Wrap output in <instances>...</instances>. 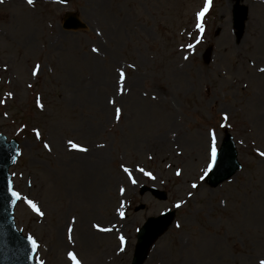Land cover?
Returning a JSON list of instances; mask_svg holds the SVG:
<instances>
[{
	"label": "rangeland",
	"instance_id": "obj_1",
	"mask_svg": "<svg viewBox=\"0 0 264 264\" xmlns=\"http://www.w3.org/2000/svg\"><path fill=\"white\" fill-rule=\"evenodd\" d=\"M243 2L250 10L240 40L235 0H211L200 21L205 0L0 3V132L20 142L10 168L15 190L44 213L19 200L14 215L37 242L38 264H72L68 251L81 264H131L139 228L172 210L175 221L143 264L264 260V0ZM68 12L86 28L64 27ZM212 130L217 149L232 133L241 163L215 187L199 179L210 162ZM69 141L90 152L88 170L85 151ZM94 224L113 228L101 232Z\"/></svg>",
	"mask_w": 264,
	"mask_h": 264
},
{
	"label": "water",
	"instance_id": "obj_2",
	"mask_svg": "<svg viewBox=\"0 0 264 264\" xmlns=\"http://www.w3.org/2000/svg\"><path fill=\"white\" fill-rule=\"evenodd\" d=\"M242 0H237L234 6L233 20L237 29V37L241 39L244 34L245 22L247 20L249 8L241 4ZM66 27H83L77 17L71 16ZM18 142L12 140L8 142L6 136L0 134V264H36L34 254L29 244L28 237L22 235L15 226L13 211L18 199L12 196L13 184L9 167L15 163L18 154ZM238 152L232 135L227 132L224 143L217 155V164L213 172L208 176L211 186H216L235 175L240 163L237 160ZM149 189L159 198H166V192L152 187ZM174 212H168L160 217H150L146 224L139 231V241L136 249V258L133 264H142L148 250L154 240L162 235L163 231L172 223Z\"/></svg>",
	"mask_w": 264,
	"mask_h": 264
},
{
	"label": "snow or ice",
	"instance_id": "obj_3",
	"mask_svg": "<svg viewBox=\"0 0 264 264\" xmlns=\"http://www.w3.org/2000/svg\"><path fill=\"white\" fill-rule=\"evenodd\" d=\"M3 2H4V0H0V3H3ZM26 2H27L28 5L31 6V5L34 4L35 0H26ZM58 2H66V0H58ZM210 5H211V0H205V5H204L203 10L200 11V12H198V13L196 14V16H197V20H198V21H200V20L204 17V15H205V13L208 11ZM197 28L200 30V32H203V31H204V28H203V26H202L201 23H197ZM97 34L99 35L100 33H97ZM189 47H192V45H189ZM91 51L94 52V53H98L100 50H99L98 48H96V47H93V48L91 49ZM185 59H187V57H185ZM133 67H134V66H133ZM37 68H39V65H37ZM260 71H261V72H264V68H261ZM36 74H37L36 71H34V72H33V75H36ZM124 81H125V72H124L123 69H120V70H119V84L121 85V91H123V84H124ZM28 87L31 88L32 85L29 84ZM7 95H8L9 97H11V96H12V93H8ZM153 99H155V97H153ZM0 103H3V101H0ZM109 103L115 104V100H110ZM39 107L42 109V108H43V105L40 104ZM121 114H122L121 109H120V108H116V109H115V116H114V118L117 120V122H119V120H120V118H121ZM223 119H224L225 121L229 119L227 113H225V114L223 115ZM34 131H35L36 139H38V140L41 139V133L39 132V130H34ZM208 135H209V137H210V162L207 164V167L203 170V174L200 175V177H199V179L202 180V181H203L206 177H208L210 173L213 172V169H214V167H215L216 164H217L218 150H217V147H216V135H215V131H214V130L210 131V132L208 133ZM69 144L71 145V147H72L73 149H77L78 151H82V152H83V151H87V149L82 148V147H79L78 145L72 143L71 141H69ZM43 147H44L45 149H47L48 151H51V150H52L51 147H50V144H49V143H46V142H45V143L43 144ZM177 155H181V153H180V152H177ZM259 155L262 156V157H264V152H260ZM149 159H152V157H149ZM121 167L123 168V171H124L125 173L128 174L129 179L131 180V183H132V184H135L137 181H136L134 178H132V175H131V172H130L129 168H128V167H125V166H123V165H122ZM168 167H171V165H168ZM138 171H139L140 173H142L144 176L149 177V179H151V180H155V179H156V176L153 175L152 172H150V171H146L143 167H139V168H138ZM175 175H176L177 177H180V176H181V169H180V168H177V169H176V171H175ZM191 187L195 189V188L198 187V185H197L196 183H193V184L191 185ZM124 192H125V189H124V188H120V193H121V195H123ZM11 194H12V196H14V197H15L16 199H18V200H24V201H26V203H27V204H28L33 210H35L40 216H43V215H44L43 212H40V211H39L37 205H36L32 200L27 199V197H23V196H21V194L18 193V192H16V191H12ZM191 195H192V193L189 192V196H191ZM182 203H183V202L176 203V204H175V207H176L177 209H179L180 207H182ZM121 207H123V205H121ZM124 215H125L124 212H122V211L119 212V216H120L122 219L124 218ZM72 223H75V219H74V218H73ZM92 227H93V228H96L98 231H101V232H110V231H112V229H110V228H105V227H101V226L98 225V224H94V225H92ZM176 227L179 228V227H180V224L177 223V224H176ZM67 231H68V236H67L68 242H69V243H74V241H73V237H72V231H73V229H72L71 227H69ZM118 238H119L120 245H121L119 251H120V252H123V251L125 250L124 245H125V243H126V241H125V237H124L123 235H120ZM28 241H29V244L31 245L32 250L35 251V250L37 249V247H38L36 240H35L33 237L29 236V237H28ZM67 259H68L69 261H71L72 264H81V262L77 259L76 254H75L74 252H72V251H68V252H67ZM40 264H44V261H40ZM260 264H264V260L260 261Z\"/></svg>",
	"mask_w": 264,
	"mask_h": 264
},
{
	"label": "bare ground",
	"instance_id": "obj_4",
	"mask_svg": "<svg viewBox=\"0 0 264 264\" xmlns=\"http://www.w3.org/2000/svg\"><path fill=\"white\" fill-rule=\"evenodd\" d=\"M80 157L83 158L82 161L84 162V165H83L84 169L88 170V169H87V166L90 165V160H91V158H90V157H91L90 152L87 150V151L81 153ZM87 164H88V165H87ZM121 226H122V225H119V226H118V229H119ZM109 228L112 229V228H113V225H112V226L110 225ZM81 233H83V234L85 235L86 232H85L83 229H81Z\"/></svg>",
	"mask_w": 264,
	"mask_h": 264
}]
</instances>
